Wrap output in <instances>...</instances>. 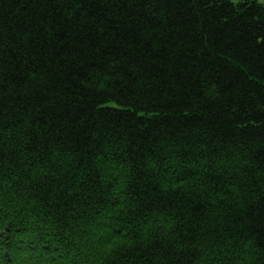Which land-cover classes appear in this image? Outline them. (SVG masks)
I'll list each match as a JSON object with an SVG mask.
<instances>
[{"label": "trees", "instance_id": "1", "mask_svg": "<svg viewBox=\"0 0 264 264\" xmlns=\"http://www.w3.org/2000/svg\"><path fill=\"white\" fill-rule=\"evenodd\" d=\"M263 186L264 1L0 0V264H264Z\"/></svg>", "mask_w": 264, "mask_h": 264}, {"label": "rangeland", "instance_id": "2", "mask_svg": "<svg viewBox=\"0 0 264 264\" xmlns=\"http://www.w3.org/2000/svg\"><path fill=\"white\" fill-rule=\"evenodd\" d=\"M258 2H263L264 0H256ZM264 187V186H263ZM165 225H162V227H164ZM166 228V227H165Z\"/></svg>", "mask_w": 264, "mask_h": 264}]
</instances>
